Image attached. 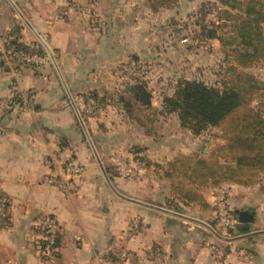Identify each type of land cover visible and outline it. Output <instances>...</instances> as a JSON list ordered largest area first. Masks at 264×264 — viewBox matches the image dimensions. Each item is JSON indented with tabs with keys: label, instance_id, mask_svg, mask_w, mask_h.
<instances>
[{
	"label": "crops",
	"instance_id": "0c3cea01",
	"mask_svg": "<svg viewBox=\"0 0 264 264\" xmlns=\"http://www.w3.org/2000/svg\"><path fill=\"white\" fill-rule=\"evenodd\" d=\"M184 8L155 12L139 0H0V44L17 31L20 43H44L55 57L41 69L19 72L0 63V192L10 200L8 224L0 226V264H122L115 254L123 251L134 256L132 264H264V180L225 186L234 212L251 210L255 223H239L233 236H221L218 189L203 190L208 211L177 210L169 202L170 182L138 165L132 150L166 165L181 154H208L212 147L202 137L182 129L176 115L160 118L162 127L176 128L174 135H148L118 102L96 117L82 115V96L117 100L123 94L120 68L133 61L151 57L160 82L199 73L198 50L173 43L168 33L173 19L185 20L196 9ZM162 19L159 29L169 40L156 42L159 29L150 34L146 28ZM156 90L153 106L161 111L172 91ZM71 155L84 167L85 180L66 194L46 179L66 181L63 159ZM139 167L144 175L128 176ZM42 219L54 222L61 236L49 262L36 245Z\"/></svg>",
	"mask_w": 264,
	"mask_h": 264
},
{
	"label": "trees",
	"instance_id": "16d2710c",
	"mask_svg": "<svg viewBox=\"0 0 264 264\" xmlns=\"http://www.w3.org/2000/svg\"><path fill=\"white\" fill-rule=\"evenodd\" d=\"M155 1L152 5L151 0L148 2L155 12L173 10L171 7L178 5V0ZM215 12L217 23H208L207 17ZM179 26L182 30H175L177 35L193 28L191 36H181L191 41L192 44H184L190 51L206 46L211 40L220 43L224 59L219 63L216 83L210 85L194 77H174L167 81L172 92L164 95L163 109L159 111L153 106L149 88L151 66L147 61L138 60L124 67L140 72L142 78L133 85L123 82L124 91L117 100L91 92L82 96V101L86 108L90 101L95 108L117 102L123 104L128 117L151 136L153 126L161 117L169 115H176L180 127L195 137L219 130L220 134L214 137L220 142L208 154H181L166 165L136 156L140 166H150L160 179L170 182L171 206L177 210L179 205H184L208 211L210 206L203 195L205 188L251 187L264 177V80L251 73L264 64V0H206L185 20L171 21V27ZM225 28L230 34L221 33ZM5 41L19 52L42 53L35 46L20 43L17 31H12ZM82 115L88 117L86 110ZM9 206V198L0 192L1 227L8 224ZM39 231L45 232L44 229ZM36 245L43 249L46 242L38 240ZM60 247L61 236L57 231L53 245L55 256Z\"/></svg>",
	"mask_w": 264,
	"mask_h": 264
},
{
	"label": "rangeland",
	"instance_id": "374dc122",
	"mask_svg": "<svg viewBox=\"0 0 264 264\" xmlns=\"http://www.w3.org/2000/svg\"><path fill=\"white\" fill-rule=\"evenodd\" d=\"M205 1L206 0H178V5L176 7L177 8H179V7H183V8L184 7H188V8L192 7V8H194V7H197L200 4V2H205ZM210 1L215 2V0H210ZM148 2H149V0H139V4L141 6H146ZM155 2H157V1L151 0V5L153 3H155ZM193 3H195V4H193ZM168 5L169 4H167V2H166L165 7H167ZM176 7H171V8H173L172 11L174 13L176 12V9H177ZM167 10H170V9H167ZM184 10H185V8H184ZM216 15H217L216 12L210 14L207 17V22L216 24L217 23ZM140 18H142V15L140 16ZM163 20L164 19H162L161 21L160 20L157 21V24L155 25L156 27L151 28L152 26H150V29L146 28V30L150 31L149 32L150 34H154L153 30L154 29H159L161 27V23L163 22ZM188 22H189V20H188ZM168 29H169L168 33L170 34V36L174 37L172 39L173 43H176L179 46H181V44H186V43L192 44L190 40H187L186 43H183V41H185L186 39H182V38H179V37L186 36L187 34H189V36H191L190 35V33H191L190 30H193V28H191V29H189L187 31L183 30V32H181L182 34L179 33L178 35H177V33H175V30H182L181 26L172 27V28L170 27ZM229 32H230L229 29L225 28L221 33L222 34H224V33L230 34ZM155 34L157 36L155 38L156 42H159V39L161 40V38L163 36L167 38L165 40H169V37L167 36V34H165V32L163 30H161V29H159V31L157 30V32H155ZM219 34H220V32H219ZM152 36L154 37V35H152ZM168 45H164L163 49H165V47H167L169 49V53H171L172 51H174L173 47H169ZM30 46H35L36 47V45H30ZM163 49H162L161 52H163ZM196 50H198L197 51L198 53L194 57L195 60L197 61V63H195V65L199 64L200 67H198V68L199 69L201 68V70L199 71V73L197 71L193 72V74H194L193 77L194 78H198L200 80H204L206 83H208L210 85H213L214 83H216V80H217L216 79L217 78L216 72L218 71L219 63L221 61H223V59H224V56H223V54L220 51L221 50L220 43L217 40H211V41H209L206 44V46L198 47V48H196ZM144 61H147L150 64V66H151V72H150V74L148 76L150 78L149 79L150 80L149 83L151 82V84L149 85V88L151 87V90H152V95H153L152 102H156L157 103L159 98H158V92H156L157 91L156 89H160V90L165 89L167 87V83H166L165 80L162 81V82L159 81V79H158V76H159L158 75V70H156L157 68H155L156 65L154 66L153 64H151V57L149 59L145 58ZM14 63H16V62H14ZM14 63H12V64L10 63V66H9V67L12 68L13 72H15V67H16V64H14ZM41 68L37 67L35 69H41ZM191 70H194V68L191 67ZM123 71H124V66L120 68L121 79H122ZM251 73L255 74L259 79L264 80V64L259 66V67H257V68H255L254 70H252ZM155 87H156V89H155ZM137 126L140 127L139 125H137ZM140 128L143 129V131L146 133V130L144 128H142V127H140ZM175 130H176V128L172 124H170V126L166 128L165 126L162 127L161 124H160V121H158L153 126L152 133H153V135H156V136H158L159 134H161L162 136L174 135L176 133ZM216 134L218 136L220 134V131L219 130H214V131H211L209 133H206V134L203 135V137H202L203 140L202 141L204 142V144H209L213 148L214 145H216V144H218L220 142L219 139L214 137V135H216ZM139 149L140 148L132 149L135 152L134 154L136 156H137V154H139V152H138ZM138 165H139V163H138ZM63 166H64L63 178H66V181L61 180L58 177V175L57 176L55 175V176L48 177L46 179V184H48L49 186H53L55 188H58L60 191L66 193V194L76 193L78 191L79 187L81 186V184H83V181L85 180V179H83L84 167L79 163L77 158H75L73 155L68 156L67 158L63 159ZM140 170L141 169L138 168V170L135 169L134 172H133V170L132 171H128L127 174H129L128 176H135L136 174L139 175V176L140 175L141 176L144 175L145 172L144 171H140ZM145 177H146V179H148L150 181L149 183H150V186H151V173L150 174H146ZM263 180H264V177H260V179H259L257 184H259ZM224 187H222V188H224ZM222 188H220L218 190L220 191V190H222ZM217 195H216V197H217ZM215 213H216V209H215ZM39 228L42 229V227L40 225V222H39ZM233 233L234 232H232L230 234H227V235L219 233V235L226 236V237L229 238V236H233ZM40 235H42L40 240H43V234L40 233ZM257 244H261V243L258 242ZM41 251L42 250L39 247L38 252H40V254L43 255L42 257L44 258V260H46V262L53 261L54 259H56V256L50 258L46 254H43ZM133 262H134V260L133 261H128V262L126 261V263L123 262L122 264H132Z\"/></svg>",
	"mask_w": 264,
	"mask_h": 264
},
{
	"label": "built area",
	"instance_id": "2783aa9c",
	"mask_svg": "<svg viewBox=\"0 0 264 264\" xmlns=\"http://www.w3.org/2000/svg\"><path fill=\"white\" fill-rule=\"evenodd\" d=\"M186 42L187 40L183 41V43ZM42 45L43 48L36 45V48L40 49L42 53H24L9 47L7 41H3L0 45V63L5 66H10V63L12 64L16 62L14 63L16 64L15 72H19L25 66L41 68L50 63H53V59H55L53 52L44 43ZM145 69L146 67L143 66L142 71H144ZM127 71L129 72L128 74L126 73ZM140 78H142V74L140 72L134 71L131 68L124 67V71L122 73V81L133 85L136 84ZM102 112L103 110L101 108L94 107L93 101H90L86 108V113L92 117H96ZM139 169H141V167H139ZM215 209V216L217 221V234H230V232L235 230L236 227L239 225V219L230 206L229 191L227 187L222 188V190L218 192V195L215 199ZM2 214L3 209L1 208L0 215ZM40 225L45 231L43 233V240L46 242L45 247L43 249L41 248V252L52 258L55 256L54 252L56 251L54 250L53 245L56 239V232L58 231L57 226L54 222L49 219L41 220ZM213 248L214 250L218 249V247L216 246H213ZM115 255L117 260L121 263H126V261L128 262L134 260V256L125 251L120 253L117 252Z\"/></svg>",
	"mask_w": 264,
	"mask_h": 264
},
{
	"label": "water",
	"instance_id": "95a60500",
	"mask_svg": "<svg viewBox=\"0 0 264 264\" xmlns=\"http://www.w3.org/2000/svg\"><path fill=\"white\" fill-rule=\"evenodd\" d=\"M53 62L55 63V59H53ZM78 115L79 112L77 111ZM79 118L80 115H79ZM238 215L239 223L240 224H253L255 223V215L251 210H242L236 212Z\"/></svg>",
	"mask_w": 264,
	"mask_h": 264
}]
</instances>
